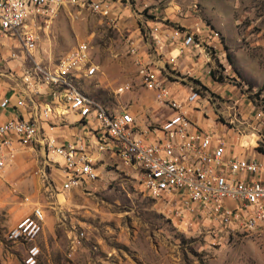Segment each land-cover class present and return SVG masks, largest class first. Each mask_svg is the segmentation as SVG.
<instances>
[{"label": "rangeland", "instance_id": "rangeland-1", "mask_svg": "<svg viewBox=\"0 0 264 264\" xmlns=\"http://www.w3.org/2000/svg\"><path fill=\"white\" fill-rule=\"evenodd\" d=\"M109 1L111 18L87 7H62L43 26L33 55L0 36V88L24 87L34 62L54 66L86 42L98 73L81 86L109 108L132 110L144 121L167 119L170 111L144 86L141 70L147 66L172 81L170 87L181 88L183 97L191 86H203L198 106L208 122L190 114L201 127L215 129V119L246 145L258 131L264 137V0ZM198 24L220 34L223 46L211 62L201 53H180V47L173 60L174 48L156 43V37L165 40L175 29L194 31ZM210 68L211 78H198ZM255 144L248 147L251 154ZM45 166L36 148L19 150L0 171V264L23 263L27 248L6 236L35 207L45 211L38 240L52 264H264V234H215L179 221L169 203L144 191L138 171L116 157L100 164L99 181L89 192L58 190L63 175L56 168L48 169L54 188L49 187L40 177Z\"/></svg>", "mask_w": 264, "mask_h": 264}, {"label": "built area", "instance_id": "built-area-1", "mask_svg": "<svg viewBox=\"0 0 264 264\" xmlns=\"http://www.w3.org/2000/svg\"><path fill=\"white\" fill-rule=\"evenodd\" d=\"M68 5L87 7L106 18L114 11L109 0H0V36L16 40L26 54L33 55L43 26ZM196 27L194 31L175 29L165 40L156 37V43L161 49L167 43L174 48L173 60L180 47V53L198 52L211 62V54L223 46L220 34L207 24ZM26 72L25 86L0 102L1 109L15 113L0 122V171L12 165L19 150L39 148L46 162L40 177L46 185L54 188L48 169L56 168L63 175L58 190L89 192L99 181L100 164L116 157L138 171L144 191L169 203L179 221L215 234L222 230L264 234V137L260 131L254 133L259 136L255 155H227L224 136L191 118L190 109L199 110L203 86H191V93L180 98L167 78H158L143 66L144 86L155 91L157 102L170 111L158 123L149 117L144 121L132 110L111 109L82 88L83 80L98 73L86 42L54 66L34 62ZM212 75L210 68L204 77ZM71 114L76 120L68 118ZM62 126L76 132L69 138L49 133ZM252 144L241 146L247 149ZM45 223V211L35 207L9 230L6 240L27 248L22 264H52L43 262L38 240Z\"/></svg>", "mask_w": 264, "mask_h": 264}, {"label": "crops", "instance_id": "crops-1", "mask_svg": "<svg viewBox=\"0 0 264 264\" xmlns=\"http://www.w3.org/2000/svg\"><path fill=\"white\" fill-rule=\"evenodd\" d=\"M119 9H121V8H119ZM191 52H194V51H191ZM194 54H199V53L198 52H194ZM159 73H161V75L160 76H157V77L158 78H161L163 76L162 75V72L159 71ZM201 76L204 77V74L198 75V78L201 77ZM171 88L175 92V94H177V96H179L180 98H185V97H183V94L181 93V91H182L181 88H178V89H174L173 87H171ZM15 90H16L15 88H11V89L8 88V89H5V90L0 88V102L4 98H6L7 96H10L11 94H13ZM197 113L200 114V119L202 121H204L205 123L208 122V118L206 116L202 115L201 112H199V110H193L192 108L190 109V114L191 115H196ZM14 115H15V113L13 112V110H9L8 111V110H3V109L0 108V122L1 123H4V122L10 120L11 118L14 117ZM136 115H138L140 118H143L139 113H136ZM68 118L70 120H72V121L76 120V117L74 115H72V114ZM212 123L216 126V128L215 129H211V130L217 132L220 135H223L224 138H225V140H226V144H227V149H226L227 150V155H229V156H230V154H231V156H234V155L242 156L244 154H249L251 156L252 155H255L254 148H253V153L252 154L250 153V148H247V149L246 148H242L241 145H243L244 143H241L240 140L236 138V135H232L231 131L229 133V130L230 129H227L226 125L217 122L215 119L212 121ZM75 132H76V129L71 128V127L69 128L67 126L58 127V128H54V129H51V130L49 129V133L51 135H53V136H60V137H66V138H69ZM256 136L258 137L257 134H255V138H256ZM255 138L253 139L252 136H251V140L253 139L252 140V143H255L256 142V139ZM244 145H246V143ZM42 155H43V152H42ZM99 174H100V171H99ZM94 186H96V183L94 184ZM94 186L92 187L93 190H94ZM45 226H46V223H45ZM43 262L52 263L51 260H47L46 261L44 259V252H43Z\"/></svg>", "mask_w": 264, "mask_h": 264}, {"label": "bare ground", "instance_id": "bare-ground-1", "mask_svg": "<svg viewBox=\"0 0 264 264\" xmlns=\"http://www.w3.org/2000/svg\"><path fill=\"white\" fill-rule=\"evenodd\" d=\"M251 136H252L253 139L255 138V134H252ZM253 139H252V140H253Z\"/></svg>", "mask_w": 264, "mask_h": 264}]
</instances>
